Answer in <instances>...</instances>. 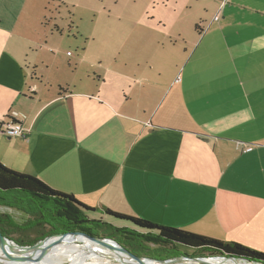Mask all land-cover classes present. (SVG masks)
Returning <instances> with one entry per match:
<instances>
[{
  "label": "crops",
  "instance_id": "0c3cea01",
  "mask_svg": "<svg viewBox=\"0 0 264 264\" xmlns=\"http://www.w3.org/2000/svg\"><path fill=\"white\" fill-rule=\"evenodd\" d=\"M211 1L137 24L124 57L61 59L21 22L44 0H0V162L95 218L264 252V0ZM11 116L26 137L2 131Z\"/></svg>",
  "mask_w": 264,
  "mask_h": 264
},
{
  "label": "trees",
  "instance_id": "16d2710c",
  "mask_svg": "<svg viewBox=\"0 0 264 264\" xmlns=\"http://www.w3.org/2000/svg\"><path fill=\"white\" fill-rule=\"evenodd\" d=\"M199 30L200 26H196ZM0 207L12 209L0 213V231L10 238V233L35 232V237L18 244L29 246L57 233L82 231L90 235L115 239L136 255L157 259L181 256L176 245L192 248L200 253L232 255L264 263V252L239 242L223 241L180 228L162 225L151 220L111 209L98 210L73 194L56 190L39 178L11 169L0 162ZM46 229V231H43ZM28 238V237H27ZM12 239V238H10ZM154 244L157 247L152 248Z\"/></svg>",
  "mask_w": 264,
  "mask_h": 264
},
{
  "label": "rangeland",
  "instance_id": "374dc122",
  "mask_svg": "<svg viewBox=\"0 0 264 264\" xmlns=\"http://www.w3.org/2000/svg\"><path fill=\"white\" fill-rule=\"evenodd\" d=\"M44 0L41 9L32 19L22 20L26 22L28 28L31 29L33 37L40 35L41 39L44 35H49V44L52 53L61 59L65 57H76L85 52L87 59L98 58L99 53L110 51L114 55L117 53V45L125 56L123 49L124 42H128L131 38V31L135 30L137 24L145 23L148 20H153V14L172 12L173 9L185 10L190 8L191 11H199L202 9V1L206 0ZM211 1V0H210ZM214 3L213 1H211ZM220 3V2H219ZM156 21V20H155ZM157 22V21H156ZM50 26V28H48ZM23 36L28 37V33ZM6 39L5 35H1ZM21 39L26 42V39L20 38L17 34L11 40L17 41ZM43 42V41H42ZM114 51V52H113ZM83 52V53H84ZM93 62V61H92ZM0 213H11L18 217V213L12 209L0 207ZM46 231V229H43ZM12 239L27 241L35 237L36 233H28L26 235L20 232H12L9 234ZM28 237V238H27ZM16 242V241H15ZM86 242V240L84 241ZM79 240L67 241L63 247H73L78 243H84ZM152 248L157 246L150 245ZM178 251L182 255L207 257L209 255L181 245H176ZM49 253V252H47ZM108 253V254H105ZM89 258H115L119 256L104 248L92 249L89 253ZM48 255V254H46ZM217 255V254H216ZM120 257V256H119ZM63 262L62 264H69ZM110 263H118L112 259ZM97 264V263H91ZM173 264H188L177 262ZM193 264V263H191Z\"/></svg>",
  "mask_w": 264,
  "mask_h": 264
},
{
  "label": "water",
  "instance_id": "95a60500",
  "mask_svg": "<svg viewBox=\"0 0 264 264\" xmlns=\"http://www.w3.org/2000/svg\"><path fill=\"white\" fill-rule=\"evenodd\" d=\"M9 137V136H8ZM11 138V137H9ZM78 238L79 241L84 242L85 240L93 241L99 244H102L106 247H109L116 251L119 255L114 259L116 261H121L123 259H127L129 264H148L147 260L157 261L162 264L168 263H177V262H185V261H195V262H202L205 263L206 259L208 258H225L230 259L233 261H244L250 264H264L263 262H258L246 258H237L232 255H209L207 257H198V256H187L181 255L177 257H172L168 259H157L152 257H146L141 255H136L129 251L126 247H124L121 243L116 241L115 239L108 238V237H100L90 235L86 232L82 231H70L65 233H57L50 236H46L44 239L38 241L37 243L29 246H23L15 242L13 239H10L6 235H4L0 231V247L3 250L4 254L9 258L11 261H19V262H28L34 259L39 255H43L48 250L52 249L53 247H57L63 245L67 241ZM0 261L2 264H9L3 257H0Z\"/></svg>",
  "mask_w": 264,
  "mask_h": 264
},
{
  "label": "bare ground",
  "instance_id": "6f19581e",
  "mask_svg": "<svg viewBox=\"0 0 264 264\" xmlns=\"http://www.w3.org/2000/svg\"><path fill=\"white\" fill-rule=\"evenodd\" d=\"M75 240H79L78 238L71 239L69 241L75 242ZM96 248H104L108 251H111L113 253H117L113 249L106 247L102 244L86 240L84 243H78L77 245L70 247V246H57L53 247L52 249L48 250L49 253H44L43 255H39L28 262H19V261H11L9 258L4 254L3 250L0 247V257H3L6 261H8L9 264H62L63 262H70L69 264H91V263H97V264H112V259H103V258H89V252L92 249ZM48 254V255H46ZM108 254V253H105ZM118 254V253H117ZM119 255V254H118ZM120 256V255H119ZM121 262V261H120ZM129 261L127 259H123L120 264H129ZM148 264H162L157 261H151L147 260ZM183 263L188 264H250L244 261H233L230 259H225L221 257L217 258H208L206 259L205 263L202 262H195V261H185ZM0 264L1 261H0ZM118 264V263H113ZM173 264V263H168Z\"/></svg>",
  "mask_w": 264,
  "mask_h": 264
},
{
  "label": "built area",
  "instance_id": "2783aa9c",
  "mask_svg": "<svg viewBox=\"0 0 264 264\" xmlns=\"http://www.w3.org/2000/svg\"><path fill=\"white\" fill-rule=\"evenodd\" d=\"M2 131L9 137L27 136V130L23 127L22 123L14 120L12 116L4 123Z\"/></svg>",
  "mask_w": 264,
  "mask_h": 264
}]
</instances>
